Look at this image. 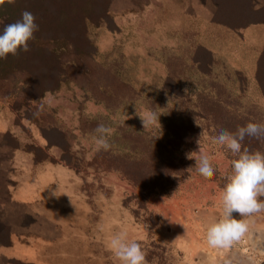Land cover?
<instances>
[{
  "label": "rangeland",
  "instance_id": "374dc122",
  "mask_svg": "<svg viewBox=\"0 0 264 264\" xmlns=\"http://www.w3.org/2000/svg\"><path fill=\"white\" fill-rule=\"evenodd\" d=\"M70 1L77 10L71 29L58 15L70 7L67 0L21 2L9 14L0 9V31L25 10L34 15L36 32L48 24L41 44L32 40L30 51L0 60V128L8 129L0 149V264H118L107 241L121 229L140 243L149 264H223L226 257L233 264H264V213L231 249L207 244L205 225L218 216L219 193L235 158L212 143V129L203 128L186 152L187 175L164 192L146 197L111 167L112 154L127 156L124 132L169 137L165 122L145 129L139 115L172 107L188 112L197 95L211 89L193 61L196 51L202 59L200 48L212 53V76L225 84L209 91L230 100L220 108L264 124V92L256 79L264 55L260 60L238 31L209 26L189 1L107 0L104 18L98 10L96 18L84 16L89 1ZM58 22L66 29L52 33ZM101 123L113 129L108 151L94 145ZM199 150L211 157L210 180L195 169Z\"/></svg>",
  "mask_w": 264,
  "mask_h": 264
},
{
  "label": "trees",
  "instance_id": "16d2710c",
  "mask_svg": "<svg viewBox=\"0 0 264 264\" xmlns=\"http://www.w3.org/2000/svg\"><path fill=\"white\" fill-rule=\"evenodd\" d=\"M44 1L47 2L51 0ZM57 1L60 2L61 0ZM67 1L70 7H66V9L61 10L60 14L58 15H61L60 21L62 19L68 26H70L71 29L73 24L76 22L75 18L77 15V10L70 0ZM86 1H89V4L87 10H85V17L96 18L98 10V15H100L99 18H104L105 14H107V0V2L104 1V4H102L103 0ZM212 1L217 6V11L213 16V21L232 30H237L251 23L264 21V9L254 10L251 0ZM21 2L23 5L28 2L34 4L32 0H16L15 4L6 3L2 7L3 13L9 14L11 11L17 12L16 7L19 6ZM96 3L102 7V11L97 8ZM62 6H66V4L63 3ZM44 13L46 14L45 11ZM10 23L14 22L11 20ZM57 26H60L62 30L66 29L65 27H62L61 23L58 22L56 23V26H50L52 33ZM44 28H48V24L46 22L39 32L34 33L33 41L37 40L41 44V40L43 38L42 31ZM52 39L54 41L56 40V36L54 34H52ZM67 42L70 44L69 40H67ZM66 47L71 49L69 46ZM42 49L47 51V49H49V44L45 43L44 46H42ZM78 49L79 48H74L70 51L77 52ZM262 52L263 54L261 53L262 55L259 56L260 60L263 59L264 48ZM20 53L22 55L24 54L23 51ZM196 53L197 51L194 54L195 58L193 61L195 65H197V72L206 74V76L209 77L210 80L208 83V88L219 91L223 88L221 87V84L223 83L220 84V82L212 76V71L215 64L212 60V53L207 51L206 48H200L199 54L202 56V59ZM41 54L42 57L46 55L43 52H41ZM206 59L208 60L207 62H205ZM263 72L264 66L262 63L260 65L259 61V69L256 72V79L261 90L264 92ZM40 73H42V71ZM239 73L240 71H237L236 74L237 78L240 80L241 74ZM30 76L33 78L31 81L33 82L34 77L36 78V76L34 73L30 74ZM200 81L203 85L204 80L201 79ZM25 82L28 83L27 79ZM172 83L179 89L177 95H181V88H179L178 84L179 82L173 80ZM27 85L31 87L29 83ZM211 89L205 88L204 91H202L203 93L197 95V98L193 103L195 108H190L188 112H183V110H178V108L175 109L174 107L169 108L164 113H157V111L153 109V112L156 114L157 118L159 117V121H162L163 123L165 122L164 127L167 135H169L167 140L160 141L157 138L149 137L148 134L141 137L124 132L122 138H124L125 141H128V145L126 146L128 157L126 156V158L122 159L121 155L112 154L111 167L120 171L127 180H129L136 187H139L146 197H149L155 192H164L174 187L185 175H187L189 162H187L185 154L194 146L195 140L200 137V133L203 128L212 129L213 134L218 135L221 129H225L229 132H235L238 126H244L249 122L261 123V120L254 119L251 117V114H238L236 112H230L229 110L220 108L221 103L225 104L230 102V100L227 98V96L224 97V93H219L217 94V98H215V96L213 98L209 92ZM29 90L30 88H27L25 91ZM175 90L176 89L173 88L172 91H169L170 94H173L169 100H167L171 105L172 102L176 100L175 92H173ZM178 97L183 99L182 95ZM38 98V96H29L27 99L34 101ZM44 137L50 145H57L56 143L54 144L50 142L46 133L44 134ZM244 148H247L253 152H264V139L246 137L242 142V150ZM177 151H180L181 156L177 155ZM1 242L3 241L1 240Z\"/></svg>",
  "mask_w": 264,
  "mask_h": 264
},
{
  "label": "clouds",
  "instance_id": "9594fccd",
  "mask_svg": "<svg viewBox=\"0 0 264 264\" xmlns=\"http://www.w3.org/2000/svg\"><path fill=\"white\" fill-rule=\"evenodd\" d=\"M15 2L0 0V8L6 3ZM36 31L38 25L29 11L22 12L21 19L16 22L7 24L0 31V60L7 59L9 55L16 57L21 51H30L29 42L34 39ZM139 116L145 129L159 124V117L154 112ZM94 131L96 150H110L112 145L109 141L113 129L101 123ZM246 137L264 139V124L249 122L238 126L235 132L221 129L218 135L212 137L214 145L226 149L235 157L230 160V173L219 193L218 216L209 219L205 225L206 241L213 249H231L249 235L250 224L254 222L252 218L264 213V199H261L264 197V152H253L247 148L242 150V142ZM193 154L188 158L193 159ZM195 169L205 180L212 179L215 174L211 157L200 150L195 156ZM234 213L240 218L237 219ZM107 247L118 264H149L140 243L131 239L126 229L114 232L107 241ZM223 264H233V259L226 257Z\"/></svg>",
  "mask_w": 264,
  "mask_h": 264
},
{
  "label": "crops",
  "instance_id": "0c3cea01",
  "mask_svg": "<svg viewBox=\"0 0 264 264\" xmlns=\"http://www.w3.org/2000/svg\"><path fill=\"white\" fill-rule=\"evenodd\" d=\"M178 3L181 1H189L195 9H200L205 17V21L208 22L209 26H220L226 30L238 31L244 44H247L251 51L257 52V57L260 56L261 51L264 48V21L248 24L237 30H232L224 25L218 24L213 21V16L217 11V6L212 0H175ZM211 1V2H210ZM254 10L264 9V0H251ZM186 4V3H185ZM213 6V7H212ZM185 8V6H184ZM181 8L182 11L187 8ZM8 127V126H7ZM7 128H0V149L3 148V135L7 131ZM15 151H18L17 149ZM22 153L18 151L16 157L18 158Z\"/></svg>",
  "mask_w": 264,
  "mask_h": 264
}]
</instances>
